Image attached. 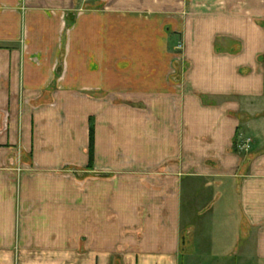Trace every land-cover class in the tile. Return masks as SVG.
<instances>
[{
	"label": "crops",
	"instance_id": "1",
	"mask_svg": "<svg viewBox=\"0 0 264 264\" xmlns=\"http://www.w3.org/2000/svg\"><path fill=\"white\" fill-rule=\"evenodd\" d=\"M183 257L264 264V0H0V264Z\"/></svg>",
	"mask_w": 264,
	"mask_h": 264
},
{
	"label": "rangeland",
	"instance_id": "2",
	"mask_svg": "<svg viewBox=\"0 0 264 264\" xmlns=\"http://www.w3.org/2000/svg\"><path fill=\"white\" fill-rule=\"evenodd\" d=\"M250 144H251V141L250 140L246 141L243 144L244 146L242 144H240V143H236L235 142V148L236 149H239V148L245 147V146H246V148H250ZM249 158H251V157L249 156ZM199 196L201 197L200 199H202V201L205 202V204H206V205L205 204L201 205V208H200V214H202V216L200 217V219H202V217H205L206 218V216H203V215H208L207 214V210L209 211V204L208 203L210 202L212 195H209L208 192H207V193H202ZM204 230H205V227H204ZM234 260L236 261V264H238L240 259L238 257H236ZM212 261L214 263L220 262V263L224 264L225 259L223 257H220V258L217 257V259H214ZM227 261H228V259H227ZM181 262H182V264H196V261L193 260L192 258H189V257H183L181 259ZM206 263L208 264L207 260L204 259V257L201 258L200 264H206Z\"/></svg>",
	"mask_w": 264,
	"mask_h": 264
},
{
	"label": "trees",
	"instance_id": "3",
	"mask_svg": "<svg viewBox=\"0 0 264 264\" xmlns=\"http://www.w3.org/2000/svg\"><path fill=\"white\" fill-rule=\"evenodd\" d=\"M90 136H91V139H90V160L93 161V144H94V127L91 126V129H90Z\"/></svg>",
	"mask_w": 264,
	"mask_h": 264
},
{
	"label": "built area",
	"instance_id": "4",
	"mask_svg": "<svg viewBox=\"0 0 264 264\" xmlns=\"http://www.w3.org/2000/svg\"><path fill=\"white\" fill-rule=\"evenodd\" d=\"M84 1H93V0H84Z\"/></svg>",
	"mask_w": 264,
	"mask_h": 264
}]
</instances>
